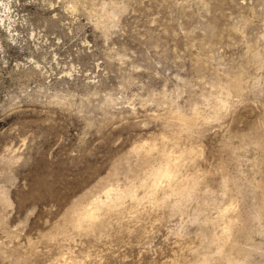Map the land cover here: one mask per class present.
<instances>
[{
  "label": "rangeland",
  "instance_id": "rangeland-1",
  "mask_svg": "<svg viewBox=\"0 0 264 264\" xmlns=\"http://www.w3.org/2000/svg\"><path fill=\"white\" fill-rule=\"evenodd\" d=\"M0 264H264V0H0Z\"/></svg>",
  "mask_w": 264,
  "mask_h": 264
},
{
  "label": "bare ground",
  "instance_id": "bare-ground-1",
  "mask_svg": "<svg viewBox=\"0 0 264 264\" xmlns=\"http://www.w3.org/2000/svg\"><path fill=\"white\" fill-rule=\"evenodd\" d=\"M234 84V83H233ZM241 84V83H240ZM223 86V85H222ZM237 88H238V86H237ZM236 88V89H237ZM234 89V88H233ZM238 90V89H237ZM236 91V90H235ZM220 103V102H219ZM222 104V103H221ZM220 105V104H219ZM174 110H176V109H174ZM219 112V111H218ZM211 117V116H210ZM209 119V118H208ZM188 120V119H187ZM184 123H185V119H184ZM142 144V143H141ZM141 147V146H140ZM140 147H139V149H140ZM143 147V146H142ZM152 148V147H151ZM148 149H150V148H148ZM147 150V149H146ZM178 150V149H177ZM148 151V150H147ZM146 151V152H147ZM192 151V150H191ZM150 152V151H149ZM183 152V151H182ZM172 153V152H171ZM197 153H199V152H197ZM196 153V154H197ZM169 154H170V152H169ZM184 154V153H183ZM186 154V153H185ZM189 154H191V153H189ZM200 154V153H199ZM137 155V154H136ZM181 155V154H180ZM175 156L174 157V160H173V162H171V160H168V161H166V162H164L163 164H159V166L157 165L156 167L157 168H155L154 167V174H153V177H152V179H151V182L150 183H148V184H150V186L149 187H147V188H152V194H153V190H155L158 186H159V184L161 183V182H163L164 181V183L166 182L167 183V185L171 188V186L173 185V182L175 183V181H174V179H175V176H176V166H177V164H178V161L180 160V158H181V156ZM187 156V155H186ZM186 156H184V157H186ZM169 157V156H168ZM164 158V157H163ZM164 160V159H163ZM165 160H166V158H165ZM181 162V161H180ZM190 164V163H189ZM193 165V164H192ZM191 165V167H193ZM196 167V166H195ZM190 169V168H189ZM150 173H152V172H150ZM193 174H195V173H193ZM200 174V173H199ZM196 175V174H195ZM152 176V175H151ZM177 177V176H176ZM196 177V176H195ZM204 177V176H203ZM146 178V177H145ZM150 178V177H149ZM223 178H225V177H223ZM177 179V178H176ZM178 179H179V177H178ZM177 179V181H179ZM146 180V179H145ZM186 180V179H185ZM188 180V179H187ZM200 180H202V179H200ZM194 181V180H193ZM197 181V180H196ZM199 181V180H198ZM206 181V180H205ZM130 182H132V181H130ZM188 182V181H187ZM164 183H162V184H164ZM165 183V184H166ZM198 183H200V182H198ZM202 183V182H201ZM141 184V183H140ZM144 184V183H143ZM142 184V185H143ZM178 184V183H177ZM187 184V183H186ZM144 185H146V184H144ZM179 185V184H178ZM119 186V185H118ZM186 186H188V185H186ZM186 186L185 187H182V186H179V187H176V184H175V188H173L174 190H175V193L176 192H178L179 193V195L180 194H186L187 192H189L188 191V188H186ZM111 187V186H110ZM166 187V186H165ZM173 187V186H172ZM196 187V186H195ZM135 188V187H134ZM150 188V189H151ZM203 188H204V186H203ZM159 189V188H158ZM172 189V188H171ZM172 189V190H173ZM211 189V188H210ZM134 190V189H133ZM133 190H131V189H126L125 191L124 190H121V191H113V188H109V189H106L105 190V199H102V197H97L96 199H95V201H91L92 203L91 204H93L94 206H88L86 209H83V211L82 210H80L81 212H83V214H82V217H81V219L86 223V225H88V224H93V222H98V221H96L97 220V218H98V213L99 212H97V206H99L100 204H101V206H102V204L103 203H105V200H109V201H111L110 203H109V205L111 206V203L112 202H115V201H117V200H119L120 198H122L123 197V195L125 196V194H129V195H133V194H135L134 193V191ZM167 190H169L168 188H167ZM202 190V189H201ZM224 190V189H223ZM194 191V190H193ZM155 192V191H154ZM172 192V191H171ZM197 192V191H196ZM198 192H199V190H198ZM210 192H212V191H210ZM150 193V192H149ZM148 193V194H149ZM195 193V192H194ZM201 193H203V192H201ZM147 194V193H146ZM173 194V193H172ZM177 194V193H176ZM101 195V194H100ZM103 195V194H102ZM190 195V194H189ZM199 195V194H198ZM183 196V195H182ZM211 196H212V194H211ZM136 197V196H135ZM144 197H146V196H144ZM175 197V196H174ZM181 197V196H180ZM192 197V196H191ZM194 197V196H193ZM130 198H132V196H130ZM133 198H134V196H133ZM132 198V199H133ZM137 198V197H136ZM196 198V197H195ZM138 199V198H137ZM148 199V198H147ZM172 199V198H171ZM205 199V198H204ZM214 199V198H213ZM121 200V199H120ZM119 200V201H120ZM151 200V199H150ZM223 200V199H222ZM187 201V200H186ZM189 201V200H188ZM179 202V201H178ZM90 203V202H89ZM88 203V204H89ZM100 203V204H99ZM108 203H107V205H108ZM181 203V202H180ZM196 203V202H195ZM200 204V203H199ZM106 205V204H105ZM113 205H114V203H113ZM172 205V204H171ZM181 205V204H180ZM196 205V204H195ZM201 205H203V204H201ZM179 206V205H178ZM83 207V206H82ZM84 207H86V206H84ZM106 207V206H105ZM119 207V206H118ZM183 208V207H182ZM232 208V207H231ZM107 209H108V207H107ZM116 209H118V208H116ZM176 209V208H175ZM174 209V210H175ZM225 209V208H224ZM227 209V208H226ZM76 210H78V209H76ZM98 210H99V208H98ZM114 210V209H113ZM177 210H178V208H177ZM184 210V209H183ZM110 211V210H109ZM196 211V210H195ZM224 211V210H223ZM226 211V210H225ZM201 212V211H200ZM170 213V212H169ZM196 213V212H195ZM202 213V212H201ZM226 213V212H225ZM79 214H81V213H79ZM77 216V215H76ZM75 216V217H76ZM100 216V215H99ZM199 216V215H198ZM201 216V215H200ZM222 216H223V214H222ZM78 217V216H77ZM196 217V216H195ZM195 219V218H194ZM218 219V218H217ZM80 220V219H79ZM81 221V220H80ZM82 222V221H81ZM80 222V223H81ZM100 222V221H99ZM229 223V222H228ZM82 225V224H81ZM83 225H85L84 223H83ZM227 225V224H226ZM229 225H230V223H229ZM88 226H90V225H88ZM97 226V225H96ZM224 226V225H223ZM222 226V227H223ZM228 226V225H227ZM80 227V226H79ZM83 227H85V226H83ZM98 227V226H97ZM97 227H94V228H97ZM209 227V226H208ZM91 228H93V227H91ZM229 228V227H228ZM76 229H77V227H76ZM83 229H85V228H83ZM230 229V228H229ZM229 229H227V230H229ZM89 230V229H88ZM224 235V234H223ZM224 237V236H223ZM224 239V238H223ZM219 249H221V248H219ZM195 252V251H194ZM197 262V261H196Z\"/></svg>",
  "mask_w": 264,
  "mask_h": 264
}]
</instances>
